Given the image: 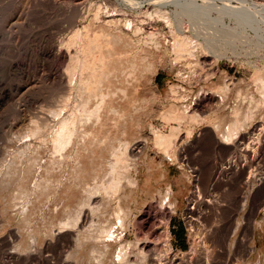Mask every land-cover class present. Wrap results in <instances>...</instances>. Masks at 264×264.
Returning <instances> with one entry per match:
<instances>
[{
    "label": "rangeland",
    "instance_id": "374dc122",
    "mask_svg": "<svg viewBox=\"0 0 264 264\" xmlns=\"http://www.w3.org/2000/svg\"><path fill=\"white\" fill-rule=\"evenodd\" d=\"M156 1L0 0V264H112L100 258L96 237L100 221H116L119 203L132 211L121 216L129 221L122 220L126 223L116 233L124 234L123 245L136 242L140 220L151 211L164 241L160 228L170 213L174 253H189L199 233L196 240L211 247L210 264H264L253 262L242 245L250 238L249 245L264 247V31L256 54L243 47L240 54L191 57L181 50V71L175 70L173 31L154 12ZM133 2L144 7L135 9ZM232 5L240 8L252 35L264 27V0H233ZM225 24L235 27L231 21ZM80 32L101 39L97 44L102 43L101 50L106 46L104 57L109 51L140 52L147 64H153L154 74L135 71L125 77L109 71L101 78L104 83L100 77L91 78L88 86L82 80L91 73L82 76L75 67L77 59L70 58L76 56L74 42ZM114 35L120 38L114 41ZM68 117L72 121L64 120ZM234 121L240 127L230 129ZM61 126L69 128L62 132ZM246 132L256 136L246 135L253 151L242 152L247 157L237 161L239 169L233 171L239 151L226 145ZM159 134L165 137L156 142ZM166 136L172 140L165 141ZM140 139L148 145L131 159L133 153L125 150ZM218 140L227 144L220 146ZM248 178L253 189L242 211ZM196 184L202 194L199 201ZM98 191L103 197H97L106 199L99 204L105 209L93 208L99 216L81 227L82 233L74 223L83 210L91 212L88 198ZM238 221L242 225L232 237ZM217 222L225 237L216 244ZM229 244H234L232 250ZM113 249L117 253L119 246ZM198 259L193 264H203Z\"/></svg>",
    "mask_w": 264,
    "mask_h": 264
},
{
    "label": "bare ground",
    "instance_id": "6f19581e",
    "mask_svg": "<svg viewBox=\"0 0 264 264\" xmlns=\"http://www.w3.org/2000/svg\"><path fill=\"white\" fill-rule=\"evenodd\" d=\"M216 1L217 0H204L203 4L200 5L198 3V0H157L156 3L153 5L154 8H155L154 9L155 10L154 12L157 14V17H159L162 22L167 23L172 28L173 37H174V40H173L174 41V51H176L175 52V61H174L175 62L174 63L175 70H180L181 71V68L179 67V62L182 60L181 58H183V55H182V57H180V54H183L182 52H180L181 50L186 51L185 54L189 53L188 55H190L191 57L192 56H196L197 57L198 55H200V53H206V54L207 53L208 54L210 53V54L216 56L218 54L219 55L220 54H227L229 51H233L235 54H240L239 51L243 47L246 49V52L247 53L256 54L260 50V43H261V36L260 35L264 31V27L260 25L259 26V29L257 30V32L254 35H252V33H250L249 29L246 28V26H248L247 23H246V21H244L242 19V17H240V8L234 7L232 5L233 0H221L222 1V5H219ZM131 4H132V6L135 9L138 8V10L139 9H142L144 7V5L142 3H139L138 4V3L133 2ZM248 13H250V12H248ZM249 15H251V14H249ZM226 21L233 22L234 25H235V27L233 26L234 28H232V27L230 28V27H228L229 25L228 26H225V25H227V24H225ZM139 31H140V29L136 26L135 33H138ZM155 36L153 38H155ZM103 38H102V41L103 40L106 41V39H103ZM118 38H120V36ZM118 38H115V35L113 36L114 41H115V39H118ZM122 38H121V40H122ZM100 40H99V37H97V35H89V34L86 35V34H83V32H80L79 40L77 39V41L74 42L76 44V46H77V47L75 46V48H77L76 56H75V58H74L73 55H71V57H70L71 58V62H73L74 60L77 59V63L78 64L76 65V63H75V65H76L75 67H76V69H80L81 70L82 76H84V74H86V73H88V74L91 73V76L86 77V78H84V80H82V82L84 81V83L87 84L88 86H89L90 83H86V82H89L90 81L89 79L92 78V79L95 80L98 77H100L99 82H101V80H102L101 78L104 75H106V73L109 72V71H113L114 73H118V74L119 73H122V74H119V75L117 74L118 76H120V75L125 76L126 74H129V73H132V75H133V74L136 73L135 71H138L137 74H141V73L142 74L143 73L144 74L150 73V75L151 74H154V71H153L154 66H153V64H147L146 63V59L143 58V57H141V53L140 52H134V53H126V52L123 53V52H121L120 53V52L114 51L112 53V51H109L107 49L109 52H108V54L106 53V55H108V56L107 57H104V55H103L102 52H104L106 46L103 48L104 50H101L102 49V45H101L102 43L100 45L97 44V43H100ZM110 41H112V40H110ZM110 41H107V42H110ZM95 43L98 46H96ZM157 43L160 44L159 42L156 41V45H158ZM104 44H106V43H104ZM110 44H112V43L110 42ZM117 45H118V43H117ZM158 47H159V45H158ZM94 48H97V51H100V53H97L96 54L95 51H94ZM133 49L135 50V48H133ZM110 52H111V54H109ZM130 52H133V50L132 51L130 50ZM178 52H180V54ZM189 67L192 68L191 65H189ZM74 68H73V70H74ZM114 75H116V74H114ZM120 78L121 77H119L118 80H120ZM97 82H98V80H97ZM103 83H104V81H103ZM79 84H81V83H79ZM70 85H71V83H70ZM73 87H76V85H74ZM172 92H173V90H172ZM173 93L175 94V96H178L177 93H175V91ZM173 93H172V95H174ZM173 108L174 107H172V109ZM241 110H240V112H242ZM169 111H171V110H168L167 111L168 112V115H170L169 114ZM238 111H239V109H238ZM238 111H237V113H238ZM174 112H175V108L173 110V114H174ZM54 113H52V114H54ZM58 113L59 112H57V114ZM185 114H186V112L183 113V114L181 112V115L180 116L182 117ZM176 116H177V114H176ZM240 116H242V115L240 114L239 117ZM71 117L72 116L70 115V118ZM181 117L179 119H181ZM70 118L68 117L66 119H64V118L63 119L64 120L69 119L68 122H70V121H72V120H70ZM185 118H183L182 120H185ZM235 118L237 119L236 116H235ZM247 118L250 119V117H247ZM247 118H246V120H247ZM58 119H60V118H58ZM237 121L239 123L241 122L240 119H237ZM61 122H62V119H61ZM65 122L68 125L70 124V123H67V121H65ZM65 122H64V124H65ZM177 122H180V121H177ZM253 122H254V120H253ZM182 123H185V122H182ZM200 123L202 124L204 122H198L199 125H200ZM233 123H235V121L232 122L230 125H232ZM60 125H63V123L60 124ZM68 125H66V126H68ZM180 125L181 126H185L186 124L185 125H182L181 122H180ZM219 125H221L220 127H224L225 126V125L223 126L222 124H218V126ZM234 125H236V126H234V127L231 128L228 125V127H230V129H234V128L240 127V126H238L240 124L237 125V123H235ZM75 126H76V123L73 125L74 129H76ZM181 126H179V127H181ZM215 126H214V130H218V129H215L216 128ZM61 127H62L61 128V131L62 132H63L64 129L66 130V128H69V127H64V129H63V126H61ZM211 128H213V127H211ZM241 128H243V127H241ZM71 129H72V127H70V130ZM220 129H219V131H220ZM67 130L69 131V129H67ZM173 130H175V129H173ZM227 130L229 131L228 128H227ZM236 130H238V129H235V132L233 130L232 131L230 130V131L231 132H234L236 134L237 133ZM242 130L240 129L239 131H242ZM255 130H256V127H255ZM257 130H258V128H257ZM228 131H225V132H228ZM225 132H224V134H228V135L232 134L230 132H228V133H225ZM71 133H75V132L73 131ZM217 133H214V134L216 135ZM222 133H219V134L221 135ZM253 133L254 132H252V133L251 132H246V133H244L242 136H240L238 138L235 135L236 140L235 141L232 140L233 143L231 142L230 145H228L227 142H223V141L221 142L220 140H218V142L220 141V146L227 144L226 146H233L234 147L233 148L234 150L240 152V153L238 152L237 154L235 153L236 156L234 158H235L236 161L235 162L233 161L235 163V166H234V164L231 166V167H234L233 168L234 169L233 171H237V168L239 169V167L237 166L238 164H236V162L239 161L240 159L245 160V158L247 157V154L244 155L243 153H248V152L253 151V148L251 147V145L249 146L250 143L247 145V143L249 141V138L246 136V135H249V134H252V136H255V134H253ZM260 133H263V130H261ZM190 135H192V132H190ZM222 136H223V134H222ZM222 136H220V137L222 138ZM238 136H239V134H238ZM164 137L162 135H160V134L157 135V141L156 142H159ZM224 137H225V135H224ZM232 137H233V134H232ZM169 138L170 139H168L167 136H166V140L165 141L168 140V142H169L170 140H172L171 137H169ZM227 139H229L228 136H226V139H223V140L226 141ZM145 140L140 139V140H138V142L136 143V145L133 143L134 144L133 145L134 148L131 147L132 145H130L131 148H127V150H125L127 153H129V151L133 153V156H132V153H131V156L133 157L131 159L136 158L135 156L138 155V154H136L137 153L136 151L138 149H142V148L145 149V147H147L148 141L147 140L145 141ZM171 142H173V141H171ZM167 143L164 142V144L168 145ZM229 143H230V141H229ZM172 144L173 143H170V145H172ZM174 145H172V146H174ZM223 147H225V146H223ZM126 152H125V154H127ZM140 152H142V151H140ZM125 154L123 155L124 157H125ZM135 160H137V159H135ZM116 170L118 171V169H116ZM118 177H120V176H118ZM117 179H119V178H117ZM117 179H116V181H118ZM132 181H135V180H131V182ZM132 183H134V182H132ZM196 185H197L196 195H197V199L199 201V200L202 199L201 198L202 197L201 196L202 194L200 192V187L198 186V184H196ZM252 185L253 184H251L249 178L246 179V182L243 184V186H245L246 189L248 188V192L245 193V194H243L244 195V198H243V201L244 202H243V204L241 206L242 207V211L245 210V208L247 207V204L249 202L250 196L252 194L251 191L253 189ZM243 186H241V187H243ZM100 188H102V187H100ZM100 188H99V190H100ZM96 189L97 188H95V190L94 189L93 190L96 192ZM103 189H102V191H105V189L104 190ZM114 189H116V188H114ZM100 193H101V191H100ZM100 193L98 191V193H96L95 195H92L90 198H88L89 200H88L87 204L89 206L91 205L89 207L90 208L89 210H91V212L89 210H87L89 212L84 213V210L82 209L83 207L81 208L83 210V212H81L82 214H79L80 216L78 215V219L74 223L75 224L74 225L75 229H77L78 227L80 229L81 227L83 228L85 226H88L89 222H91L90 220L91 219L94 220V218H92V217H95L96 215L94 216V214H93L94 211L92 213L93 208L95 206H97V205L99 206V204H101L100 202H103V201L106 200V199L105 200H102V198H100L101 196L100 197H97V196H99L97 194H100ZM169 193H171V192L169 191ZM169 193L166 196L169 197ZM90 194H91V192H90ZM100 195H102V194H100ZM102 197H103V195H102ZM162 197H164V196H162ZM161 199H163V198H161ZM166 199H167V197H166ZM164 200L165 199H163V201ZM118 202H121V201H118ZM170 202H172V201H170ZM209 202H211V201H209ZM161 203H163V202H161ZM164 203H166V202L164 201ZM85 204H86V201H85ZM100 206L102 207L103 204L100 205ZM100 206H99V209L101 208ZM170 207H173V206H170ZM128 208L127 207H124L123 204L119 203L118 206L115 209V211L117 212V214H119V216L117 215L118 218L115 217V218H117L115 222H113V223L111 222L108 225L105 224L104 222H101V221L98 223L99 224L98 225L97 224L98 220L95 219V222H96L95 225L97 224L100 228H102L101 230H98L99 232H98L97 236L98 235L99 236L96 237V235H95V237L98 238V241L100 242V245L101 246L97 247V250H96V248H94V250H96L98 252L100 251L98 254L102 253V255L100 257L101 259H103V257L104 258H107L108 260H111L112 264H113V262H114V264H116V263L117 264H193V262L195 261V258H198L199 257L200 260L198 259V262L197 263H203V264H210L211 263V255H210V249H211V247L208 245L207 242H202V240H201V242H198L196 240L197 237H201L199 233H195L194 234V237H196V238L193 241V246H192L191 251L189 253H174L173 252V249H172V247L170 245L169 221L167 219L168 218V215L170 213L164 215V218H163L164 219L163 227L160 228V231L162 230L163 231V235L166 237L164 241L161 240V235H159V233L156 231V226H155L156 224H154L155 220H154V216L151 214L152 213V211H151L150 214H148L146 216L143 215L144 217L140 220L139 227H137V225H135L137 227V230H139L138 233L136 232V242H132V243L123 245L122 242H123V239H124V234H121L120 233L121 234L120 235V234H116V233H119V228L120 227L123 228V225H124L123 223H126L125 221L128 220V218H127V220H125V218H126L125 215L126 214L132 215V211L129 210L130 208L129 209ZM192 208L194 209V207H192ZM104 209H105V207H104ZM94 210L96 211V207H95ZM116 212H115V214H116ZM148 212H149V210H148ZM91 213H92L93 216H91ZM97 216H99V215H97ZM97 216L95 218H97ZM121 216H123L125 218H122ZM103 217H106V216H103ZM221 219H223V218H221ZM122 220H125V221L122 222ZM193 221L194 220H192V222ZM220 223L221 222H219V223L217 222V226L220 225ZM195 225H196L195 227L198 226L197 224H195ZM241 225H242V222L241 221H238L236 223V226H235V228L233 230V233H232V237H235L236 236V234L238 233ZM96 226H95V228H97ZM89 227L86 228L85 231H87L89 229ZM218 227H219V229L217 228L214 231V233H213L214 236H215L213 238H216V240L214 239V241L216 242V244H217V240L218 239H221V238H224L225 237L223 228H220V226H218ZM92 228H94V227H92ZM122 228H120V229H122ZM125 228H127V227H125ZM71 229H73V228H71ZM93 230H95V229H93ZM123 230H125V229H123ZM96 231H97V229H96ZM144 231L146 233H144ZM82 233H83V231H82ZM80 234L81 233H79V235ZM142 234H144V235H142ZM76 235H78V234L76 233ZM93 235L94 234H92V237H90V234L88 236L93 239V238H95V237H93ZM86 238L89 239L88 237H86ZM86 238H84V239H86ZM87 239H86V241H87ZM250 240H251L250 238H246L245 240H242V242H243L242 245L244 246V248L246 250V253L253 254L255 252V248L253 246H251V244L249 245ZM88 241L91 242V240H88ZM215 242L213 244H215ZM218 244H220V241H218ZM116 245L119 246V249H118L117 253L114 252V249H113ZM218 246L221 249L220 250L221 253L225 252L224 249L221 248L222 245H218ZM228 246H229L230 250H232L233 247H234V244H229ZM95 253H96L95 255L97 256L98 255L97 252H95Z\"/></svg>",
    "mask_w": 264,
    "mask_h": 264
},
{
    "label": "crops",
    "instance_id": "0c3cea01",
    "mask_svg": "<svg viewBox=\"0 0 264 264\" xmlns=\"http://www.w3.org/2000/svg\"><path fill=\"white\" fill-rule=\"evenodd\" d=\"M256 248V252H254L251 256V260L253 262L258 261V262H264V247H257L256 245L254 246Z\"/></svg>",
    "mask_w": 264,
    "mask_h": 264
}]
</instances>
